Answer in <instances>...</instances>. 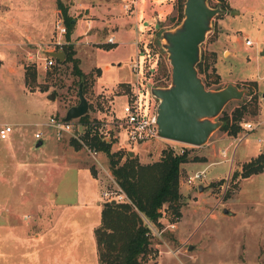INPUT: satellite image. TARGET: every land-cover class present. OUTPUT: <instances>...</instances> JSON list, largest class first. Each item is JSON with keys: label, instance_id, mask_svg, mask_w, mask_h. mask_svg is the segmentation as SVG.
Here are the masks:
<instances>
[{"label": "rangeland", "instance_id": "obj_1", "mask_svg": "<svg viewBox=\"0 0 264 264\" xmlns=\"http://www.w3.org/2000/svg\"><path fill=\"white\" fill-rule=\"evenodd\" d=\"M61 2L68 8V15L76 19L68 42L54 25L52 36L44 45L26 44L13 51L19 43L10 44L14 39L11 30L23 37L27 32L43 35L52 25L49 14L44 13L49 0H6L9 10L0 14V58L6 62L0 68V126L6 124L13 129L8 139H0V222H48L60 210L64 221L96 220L100 217L96 202H107L103 192L118 189L106 154L99 152L92 157L74 138H56L52 129L44 125L49 116L63 119L67 109L79 101V78L72 63L64 62V53L61 63L55 60L46 68L47 52H64V43L73 46L79 68L89 75L84 94L88 121L107 120L111 134L117 129L115 124L121 120L127 99L140 92L150 105H157L150 88L170 84V64L162 33L180 23L184 4L181 10L178 0H137L134 8L139 2L140 21L144 23H136L134 30L135 21L126 20L130 15L123 16L120 0ZM207 3L210 7L219 6L223 12L212 18L200 45L199 62L208 68L199 75L202 79L210 75L211 81L219 78L211 88L234 83L246 89L240 100L225 105L219 120L222 114L231 118L235 108L250 103L255 95L256 100L250 103L251 108L255 106V113L246 111L236 123L242 128V123L250 122L253 129L242 128L236 135L217 129L199 147L168 141L130 146L121 128L119 139L109 141L112 152L131 150L143 164L157 160L163 148L172 146L174 152H188L189 160L181 165L179 177L180 206L175 211L165 204L158 224L151 223L158 233L151 234L152 249L143 264H264V166L249 177L234 176L264 153V0ZM58 16L56 21L61 20L60 12ZM123 26L130 28L114 33ZM113 34L116 43H107V37ZM248 39L252 41L250 46L246 45ZM12 57L19 69L8 74L9 81L1 73L7 70ZM137 60L138 72L131 67ZM27 65L36 69V79L30 85L22 75ZM253 81L255 87L250 84ZM51 93L53 99L47 98ZM36 132H40V139L34 137ZM239 138L242 140L236 146ZM40 140L42 145L35 146ZM85 141L91 144L89 134ZM222 150L226 158L222 157ZM201 171L204 175L200 179H188ZM224 208L234 215L223 214ZM4 211L7 216H2ZM23 214L32 218L25 219ZM169 224H174V228ZM35 229L40 230L33 226L32 232ZM189 245L193 246L191 250Z\"/></svg>", "mask_w": 264, "mask_h": 264}, {"label": "trees", "instance_id": "obj_2", "mask_svg": "<svg viewBox=\"0 0 264 264\" xmlns=\"http://www.w3.org/2000/svg\"><path fill=\"white\" fill-rule=\"evenodd\" d=\"M57 9L61 14L60 18L65 27V40H70L74 30L76 19L69 16L68 8L61 0H55ZM185 0H178L182 10ZM181 13V18H182ZM65 53V61L72 63L73 72L83 81V93L86 92V85L89 75L79 68V60L74 57V50L71 44L64 43L61 48ZM57 63L61 61L55 59ZM198 72L202 74L207 64L197 63ZM215 71V70H214ZM206 75L202 80L206 88H211L212 83H218V77L208 80ZM36 79V69L33 65L24 68V81L32 83ZM78 83V84H79ZM255 87L256 82H251ZM221 87L211 88L219 89ZM256 100L255 95L251 102ZM246 103L235 108L231 118L222 114L220 120L223 125L219 128L236 135L240 128L237 121L246 111L255 113V106ZM82 121H88L87 114L79 117ZM88 135V133H87ZM91 146L103 152L108 157V169L113 180L127 197L125 201H117L114 204L104 202L101 209L99 224L94 229V236L97 247L98 264H143L144 259L151 251L152 235L147 222L158 224L165 204H169L175 211L179 208L181 193L179 190V177L181 165L189 160L187 151L182 153L174 152L172 148H163L157 160L150 163H141L138 157L130 156L127 152L118 153L111 151V143L104 142L95 134L89 135ZM77 147L78 144L71 141ZM264 166V153H260L255 159L246 163L240 172L234 176L243 178L249 177L262 170ZM91 173L95 171L91 169Z\"/></svg>", "mask_w": 264, "mask_h": 264}, {"label": "water", "instance_id": "obj_3", "mask_svg": "<svg viewBox=\"0 0 264 264\" xmlns=\"http://www.w3.org/2000/svg\"><path fill=\"white\" fill-rule=\"evenodd\" d=\"M223 12L210 7L207 0H185L183 18L171 30L162 33L163 47L170 64V84L165 87H151V95L158 100L156 107L158 136L190 146H203L211 134L220 128L222 121L217 117L227 103L240 100L246 89L234 83H228L219 89L206 88L197 70L200 60V45L210 30L214 16ZM264 53V49L262 50ZM47 55L59 61L64 52H47ZM78 104L70 106L63 117L64 121L77 119L88 111V102L83 93V81L79 83ZM47 98L53 99V94ZM38 141L35 146H40ZM134 156L133 151L127 152ZM199 186V190H201ZM114 204L116 200L107 201ZM223 214L234 215L224 208ZM192 245L188 246L191 250Z\"/></svg>", "mask_w": 264, "mask_h": 264}, {"label": "crops", "instance_id": "obj_4", "mask_svg": "<svg viewBox=\"0 0 264 264\" xmlns=\"http://www.w3.org/2000/svg\"><path fill=\"white\" fill-rule=\"evenodd\" d=\"M45 8H47V10H45L44 13L49 14L51 21H53L52 25L47 31L43 32V35H41V32H39V35H37V33L35 35L27 32L26 37H23L15 30H11L14 39L10 44L12 45L15 41L19 43L13 51H18L22 45H38L40 47L49 41L54 30L56 17H59V9L55 6V0H49V3L45 5ZM119 8L124 12L123 16L130 15V17H127V21L131 18L134 19V30L136 28V23L139 25L143 22L140 21L141 12L139 2L131 11H125L120 0ZM8 10L9 6L6 3V0H0V14L2 12H7ZM35 12H38V9H36ZM146 17H149V15L146 14ZM144 20H146V18ZM86 23L90 27L91 20H88ZM128 28L130 27L123 26V28L115 30L114 33L125 32ZM110 36L114 37V34ZM10 60L11 61L8 62L7 70L1 73V76L7 78L9 81L10 78L8 74H14L17 69H19L15 59L12 57ZM5 63L0 58V68H3ZM106 68H108V66H106ZM22 75L24 77L23 71ZM258 139L260 140V138ZM257 149H259V147ZM128 151L129 150L127 149V152ZM136 154L137 153L135 152L134 155ZM96 204L99 205L101 217L102 205L98 201ZM59 212L57 211L55 216L48 222H43L38 219H34L33 221L31 219L26 224L21 223L20 221L0 222V264H98L94 229L99 224L100 217L96 220L85 219L84 221H64L60 218ZM2 216H7V213L5 211L2 212ZM23 217L25 219H30L32 218V215L23 214ZM33 226L40 228V230L35 229V231L32 232ZM88 254H90V257Z\"/></svg>", "mask_w": 264, "mask_h": 264}, {"label": "built area", "instance_id": "obj_5", "mask_svg": "<svg viewBox=\"0 0 264 264\" xmlns=\"http://www.w3.org/2000/svg\"><path fill=\"white\" fill-rule=\"evenodd\" d=\"M123 9L125 11H131L137 0H121ZM56 27L59 29V34L62 35L65 33V27L61 24V20H57L55 23ZM107 43H115L114 37L109 36L107 38ZM57 43H61L59 40ZM246 45H252V41L250 39L246 40ZM45 64L44 67H51L55 58L46 56L44 58ZM140 63L139 61H135L131 64L134 70L139 69ZM144 94L137 92L132 97L126 100L123 105L122 111L123 115L121 116V120L115 124L117 129L114 134H111V131L108 128L109 122L104 120L103 118H99L97 120H90L88 122H80L77 119H72L70 121H64L62 118H58L56 116H49L47 121L44 122L46 127L52 129L56 138H62L66 135L74 138L79 144L82 145L83 148L88 150V152L92 155V157H97L99 152L95 147L91 146L88 142L86 143L85 138L88 133L90 136L95 134L99 137L100 140L104 142H109L112 139H119V129H123L126 133V142L130 146H138V145H146L147 143L156 142V141H168L174 142L170 140L163 139L158 136V127H157V113L156 107L157 105H150L149 100H145ZM242 128L244 131H249L253 129V126L250 122L242 123ZM13 131L10 125L3 124L0 126V139L6 140ZM34 137L40 139V132H36ZM242 140L239 138L237 144ZM178 143V142H174ZM183 144V143H182ZM186 145V144H185ZM172 148V146H171ZM184 151V150H183ZM182 151V152H183ZM181 152V153H182ZM222 152V157L226 158V152L224 150ZM231 158H229L230 160ZM204 175V172H196L192 176H189V180L200 179ZM117 185V184H116ZM118 187V185H117ZM103 196H105L106 201L116 200L117 201H125L127 200L124 192L118 187L117 191L108 192L104 191ZM163 216V212L161 217ZM148 227L151 230V234L155 235L158 233L157 230L151 225L150 222H147ZM170 228H174V224H169Z\"/></svg>", "mask_w": 264, "mask_h": 264}]
</instances>
